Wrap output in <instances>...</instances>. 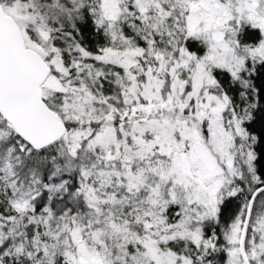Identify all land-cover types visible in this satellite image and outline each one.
Listing matches in <instances>:
<instances>
[{
    "label": "snow or ice",
    "instance_id": "1",
    "mask_svg": "<svg viewBox=\"0 0 264 264\" xmlns=\"http://www.w3.org/2000/svg\"><path fill=\"white\" fill-rule=\"evenodd\" d=\"M0 264H264V0H0Z\"/></svg>",
    "mask_w": 264,
    "mask_h": 264
}]
</instances>
